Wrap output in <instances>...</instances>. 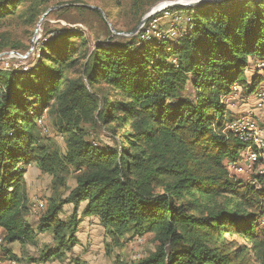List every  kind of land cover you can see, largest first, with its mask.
Wrapping results in <instances>:
<instances>
[{"label":"trees","instance_id":"obj_1","mask_svg":"<svg viewBox=\"0 0 264 264\" xmlns=\"http://www.w3.org/2000/svg\"><path fill=\"white\" fill-rule=\"evenodd\" d=\"M22 1L0 0V18ZM171 11L185 12L187 21L186 28L174 25V38L143 41L136 34L95 43L87 53L81 31L65 29L41 43L30 68L0 67L5 245L50 231L56 246L41 261L61 258L76 243L85 203L82 215L96 216L116 243L128 232L154 235V252L133 264H249L243 246L218 251L212 244L226 231L257 250L264 238V176L243 184L226 170L225 161H238L246 144L225 129L223 101L234 84L248 94L264 84V72L246 74L252 60L264 59V0L202 1ZM43 112L65 136L62 154L40 142ZM95 120L120 141L86 140L82 125ZM31 163L59 186L75 172V186L48 198L35 228L23 214L22 176ZM65 205L73 207L67 220L59 217ZM4 252L9 256V248Z\"/></svg>","mask_w":264,"mask_h":264},{"label":"rangeland","instance_id":"obj_2","mask_svg":"<svg viewBox=\"0 0 264 264\" xmlns=\"http://www.w3.org/2000/svg\"><path fill=\"white\" fill-rule=\"evenodd\" d=\"M163 1L165 0H23L16 7L14 14H6L0 18V67L7 70L30 68L38 58L41 43L46 38H51L55 32L65 29L81 31L85 43L79 46L87 49V53L93 50L95 43L124 42L137 34L143 17ZM187 1L182 2L189 4L190 2ZM49 8L52 10L44 15ZM182 15L179 18L160 17L159 26L161 29H166L176 24L175 26L179 28H186L185 12H182ZM179 28L171 30L169 36L174 38ZM253 67L248 68V78L255 72ZM258 74L262 72L258 71ZM259 87H264V84ZM230 96L228 97L231 99L223 100L224 104L226 102L229 106H236L237 110L239 108L244 110L229 111V119L245 114L251 108L252 93L239 91ZM40 119L41 122H37L40 142L49 151L64 153L65 136L56 131L54 115L43 112ZM254 119L264 135V109L257 112ZM82 126L85 130V139L93 145L113 146L114 140L120 141L118 137L111 135V131L101 121L85 122ZM230 175L242 181L243 184H247L255 176L243 170ZM22 178L25 182L27 198L23 214L25 221L33 228L45 212L48 198L64 197L69 189L75 186V172L66 176L64 185L59 186L53 184L52 177L39 170L33 163L24 166ZM84 204L81 203L78 208L79 224L75 232L76 243L70 250L64 251L61 258H51L47 262L41 261L44 252L56 246L53 234L49 231L38 233L32 242L24 244L15 242L6 245L10 251L9 258L11 255L15 257V260L10 259L12 264H114L115 261L133 264L156 249L154 235L150 233L136 235L128 232L120 239V243H116L96 216L82 215ZM72 210V205H65L59 217L67 220ZM263 217L264 213L259 224L264 228ZM206 224L211 232L212 220ZM232 243L245 248L243 260H247L249 264H261L264 238L257 250L246 243L242 237H234L226 231L212 245L217 248L216 250L224 251Z\"/></svg>","mask_w":264,"mask_h":264},{"label":"built area","instance_id":"obj_3","mask_svg":"<svg viewBox=\"0 0 264 264\" xmlns=\"http://www.w3.org/2000/svg\"><path fill=\"white\" fill-rule=\"evenodd\" d=\"M202 1L204 0H194L192 4H190V1H187L190 2L187 4L183 3L181 0H165L160 2L143 17L147 18L143 23L139 24L137 32L138 36L143 41L152 38L170 37V31H174L176 28L173 26L161 29V26H159L160 17L179 18L181 16L178 13L171 11L173 7L180 6L179 4L194 6ZM173 14L177 15L173 17ZM252 63L254 70L264 72V59H255L252 60ZM239 91H241V87L234 84L232 86L231 94L235 95ZM251 100L253 104L245 114L234 116L227 120L225 124L226 130L233 132L246 144L245 149L240 153L239 160L236 162L225 161V168L230 174H235L243 170L244 172H248L255 176H264V135L254 119L256 112L264 107V87L257 88V90L252 93ZM37 122L40 123L41 119H38ZM250 183L255 184V179L253 177ZM5 248L4 234L0 228V264H12L8 254L4 252Z\"/></svg>","mask_w":264,"mask_h":264},{"label":"crops","instance_id":"obj_4","mask_svg":"<svg viewBox=\"0 0 264 264\" xmlns=\"http://www.w3.org/2000/svg\"><path fill=\"white\" fill-rule=\"evenodd\" d=\"M251 71H252V69H251ZM246 74L248 75V70L246 71ZM228 96H230V95H228ZM228 96H226L224 99L226 100L227 98H229ZM230 97H232V96H230ZM224 99H223V100H224ZM229 99H231V98H229ZM225 104H226V109H227L228 113H229V111H234V112H236V111H243V110H244V109L242 110V108H239V110H237L238 108H237L236 106L233 107V106L231 105V106H232V107H231V106H229L226 102H225ZM252 104H253V102H252ZM252 104H251V105H252ZM263 109H264V107H263ZM261 110H262V109H261ZM261 110H259V111H257V112H260ZM257 112H256V114H257Z\"/></svg>","mask_w":264,"mask_h":264},{"label":"water","instance_id":"obj_5","mask_svg":"<svg viewBox=\"0 0 264 264\" xmlns=\"http://www.w3.org/2000/svg\"><path fill=\"white\" fill-rule=\"evenodd\" d=\"M205 1H213V2H219V1H222V0H204L203 2H205ZM180 6H186L185 4H179ZM197 5V4H196ZM52 10V8H49L47 11H46V13L44 14V15H46L49 11H51ZM146 18L147 17H145V18H143L142 20H141V22H140V24L141 23H143L145 20H146ZM10 53H14V52H10ZM23 57H25V56H23ZM220 238V237H219Z\"/></svg>","mask_w":264,"mask_h":264},{"label":"bare ground","instance_id":"obj_6","mask_svg":"<svg viewBox=\"0 0 264 264\" xmlns=\"http://www.w3.org/2000/svg\"><path fill=\"white\" fill-rule=\"evenodd\" d=\"M182 1L184 2V1H187V0H182ZM188 1L193 2L194 0H192V1L191 0H188Z\"/></svg>","mask_w":264,"mask_h":264}]
</instances>
